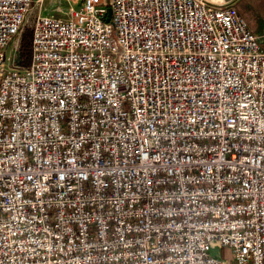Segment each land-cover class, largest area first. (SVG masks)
Returning a JSON list of instances; mask_svg holds the SVG:
<instances>
[{"label":"built area","instance_id":"obj_1","mask_svg":"<svg viewBox=\"0 0 264 264\" xmlns=\"http://www.w3.org/2000/svg\"><path fill=\"white\" fill-rule=\"evenodd\" d=\"M66 1L0 0V264H264V30L228 0Z\"/></svg>","mask_w":264,"mask_h":264},{"label":"rangeland","instance_id":"obj_2","mask_svg":"<svg viewBox=\"0 0 264 264\" xmlns=\"http://www.w3.org/2000/svg\"><path fill=\"white\" fill-rule=\"evenodd\" d=\"M58 4H60L62 7V13H59L58 16L65 18L68 15L70 6L78 8L81 3L80 1L70 4L66 0H44L42 12L44 14H49V11ZM234 6L236 7L239 14L247 21L251 30L255 32H261L264 30V0H237L234 3ZM30 23L31 17L27 19L23 30L25 28H30ZM20 39L21 36L17 42H12L9 45L7 49L8 55L13 56L15 54L18 58ZM211 254L214 256H219L224 260H232L231 252L226 247L218 248L217 246H213L211 249Z\"/></svg>","mask_w":264,"mask_h":264},{"label":"trees","instance_id":"obj_3","mask_svg":"<svg viewBox=\"0 0 264 264\" xmlns=\"http://www.w3.org/2000/svg\"><path fill=\"white\" fill-rule=\"evenodd\" d=\"M30 57V28H25L21 34L18 48V59L22 65H26Z\"/></svg>","mask_w":264,"mask_h":264},{"label":"crops","instance_id":"obj_4","mask_svg":"<svg viewBox=\"0 0 264 264\" xmlns=\"http://www.w3.org/2000/svg\"><path fill=\"white\" fill-rule=\"evenodd\" d=\"M59 13H62V7L60 6V4L56 5L49 11V14L54 16H58Z\"/></svg>","mask_w":264,"mask_h":264},{"label":"water","instance_id":"obj_5","mask_svg":"<svg viewBox=\"0 0 264 264\" xmlns=\"http://www.w3.org/2000/svg\"><path fill=\"white\" fill-rule=\"evenodd\" d=\"M237 0H228L226 3L223 4H212L211 5H217V6H225V5H229V4H234ZM110 15V10H108L107 16ZM108 19V18H107Z\"/></svg>","mask_w":264,"mask_h":264}]
</instances>
